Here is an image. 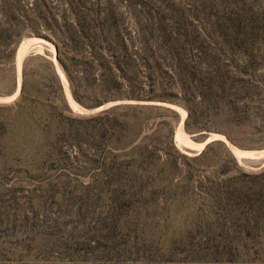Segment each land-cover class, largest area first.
<instances>
[{
    "label": "rangeland",
    "instance_id": "rangeland-1",
    "mask_svg": "<svg viewBox=\"0 0 264 264\" xmlns=\"http://www.w3.org/2000/svg\"><path fill=\"white\" fill-rule=\"evenodd\" d=\"M47 4L59 20L79 7L74 0ZM85 6L124 13L119 28L126 40L163 56V71L141 70L150 82L167 72L172 78L162 75V82L178 89L188 72L226 65L248 79L264 110V0H86ZM24 38L46 45L24 56L19 72L17 45L10 70L0 72V264H264L260 132L258 141L232 131L231 142L214 131V120L195 118L196 106L186 131L187 111L159 104L171 113L149 120L142 133L166 122L158 143L147 140L160 147L158 156L139 170L143 183L116 185L108 180L118 153L112 123L94 118L118 102L92 108L71 99L72 107L54 45ZM28 56L54 65L68 118L64 138L49 140L31 112L18 110L19 94L13 96ZM230 147L263 156L240 162Z\"/></svg>",
    "mask_w": 264,
    "mask_h": 264
},
{
    "label": "trees",
    "instance_id": "trees-1",
    "mask_svg": "<svg viewBox=\"0 0 264 264\" xmlns=\"http://www.w3.org/2000/svg\"><path fill=\"white\" fill-rule=\"evenodd\" d=\"M74 1L79 7L62 14L59 20L48 8L47 0H0V72L10 70L8 65L22 38L34 35L54 45L55 59L75 102L92 108L109 102H131L113 105L94 118L112 123L110 136L116 141L113 147L118 153L116 170L108 175L110 182L143 183L139 170H145L158 156L160 147L156 143L166 122H158L150 135L142 134L143 127L160 114L171 113L159 104L184 108L186 131L196 106L195 118L214 120V131L231 142L232 131L256 135L258 141L259 132L264 136V110L248 79L231 72L226 65H217L212 72H188L178 89L162 82V75L172 78L167 72H158L156 80L150 82L149 77L140 75L141 70L163 71L164 58L144 43L136 47L126 40L119 28L124 13L109 6L86 7V0ZM36 60L42 63L33 69L31 63ZM19 85L18 110L31 112L36 127L49 140L64 138V122L68 118L63 115L62 86L53 63L42 56L26 57ZM12 86L16 87L15 78ZM147 140L156 143L149 146ZM122 156L126 159L120 160Z\"/></svg>",
    "mask_w": 264,
    "mask_h": 264
},
{
    "label": "bare ground",
    "instance_id": "bare-ground-1",
    "mask_svg": "<svg viewBox=\"0 0 264 264\" xmlns=\"http://www.w3.org/2000/svg\"><path fill=\"white\" fill-rule=\"evenodd\" d=\"M41 45L45 46L46 42H44L42 40H36V39L35 40H29L28 39V40H24L21 43V45L18 48L19 50H17L18 54H17V58H16L17 59L18 72L20 70L21 62H22L24 56H26L31 50L38 49V46H41ZM17 77H18V85H19L20 84V75L18 74ZM60 77L62 79L64 90H65V93H66V96H67V99H68L70 105L72 107L76 108L75 103H73V101L71 100L72 98L70 97V93H69V89H68V85H67L68 83L66 81L64 74L60 73ZM18 90H19V87H18ZM18 90L14 94V96H13L14 98L18 95ZM183 119H184V114L182 115V121H183ZM182 121H181V124L179 126V133L177 135L179 141H183L182 139L184 138V136L181 132ZM212 139H219V140L221 139L222 140V137L221 136H214V137H212ZM200 147H203V145H201ZM230 149L240 162L257 160V159H259V157L263 156V153H264V152L263 153L262 152H259V153H255V152L242 153L233 147H230Z\"/></svg>",
    "mask_w": 264,
    "mask_h": 264
},
{
    "label": "water",
    "instance_id": "water-1",
    "mask_svg": "<svg viewBox=\"0 0 264 264\" xmlns=\"http://www.w3.org/2000/svg\"><path fill=\"white\" fill-rule=\"evenodd\" d=\"M29 38H24L19 44H18V48H19V46L21 45V43L24 41V40H28ZM126 103H131V102H126V101H121V102H118V103H116V104H126ZM115 104V105H116ZM143 104V103H142ZM239 151V150H238ZM240 152H242V153H249V152H245V151H240ZM234 155V154H233ZM235 156V155H234ZM236 157V156H235ZM237 158V157H236Z\"/></svg>",
    "mask_w": 264,
    "mask_h": 264
}]
</instances>
